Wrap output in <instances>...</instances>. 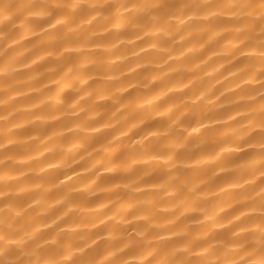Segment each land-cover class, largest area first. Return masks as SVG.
I'll return each mask as SVG.
<instances>
[{"label":"clouds","instance_id":"obj_1","mask_svg":"<svg viewBox=\"0 0 264 264\" xmlns=\"http://www.w3.org/2000/svg\"><path fill=\"white\" fill-rule=\"evenodd\" d=\"M0 264H264V0H0Z\"/></svg>","mask_w":264,"mask_h":264}]
</instances>
